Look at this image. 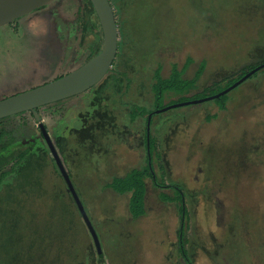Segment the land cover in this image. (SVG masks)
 Masks as SVG:
<instances>
[{
    "label": "rangeland",
    "instance_id": "rangeland-1",
    "mask_svg": "<svg viewBox=\"0 0 264 264\" xmlns=\"http://www.w3.org/2000/svg\"><path fill=\"white\" fill-rule=\"evenodd\" d=\"M119 3V68L125 74L88 104L85 92L41 108L40 122L54 136L104 264H186L179 248L177 201H163L162 194L149 190L146 214L132 219L127 194H116L106 184L148 163L144 129L149 114L134 120L131 114L139 108L154 111L149 87L158 66L166 77L173 64L180 68L191 58L184 74L191 78L204 60L193 91L198 93L244 66L263 63L264 0ZM90 22L96 19L82 0H54L0 27V100L84 64L93 41ZM228 97L224 110L209 100L151 117L149 134L165 170L158 181L179 184L185 193L184 249L192 264H264V68ZM0 133V144L45 146L38 122L28 113L1 119ZM49 159L44 186L33 193L43 197L39 202L24 198L19 221L2 217L12 193L0 204V264H98L89 230L70 196L61 194L66 184L53 174Z\"/></svg>",
    "mask_w": 264,
    "mask_h": 264
},
{
    "label": "trees",
    "instance_id": "trees-1",
    "mask_svg": "<svg viewBox=\"0 0 264 264\" xmlns=\"http://www.w3.org/2000/svg\"><path fill=\"white\" fill-rule=\"evenodd\" d=\"M54 1V0H53ZM84 5H87L91 9V13L96 19V23L90 22L92 29H88L89 32L93 35V41L89 45V48H91V53L88 54L86 57L85 62L89 61L92 57H94L100 50L101 48V42H102V34H101V28L99 25V22L97 20V17L94 13V10L91 6V3L89 0H82ZM111 5L114 7V13L115 16L121 12L120 8V3L119 0H109ZM47 6V5H45ZM45 6L37 9L41 10L45 8ZM79 15L81 11L83 10L82 7H79ZM36 11V10H35ZM34 12V11H33ZM31 12V13H33ZM29 13V14H31ZM82 16L78 17V22ZM20 19V18H19ZM19 19L9 23L12 24L14 22H17ZM118 28L121 27L122 22L118 24L116 21ZM98 30L99 32H96ZM131 33V32H129ZM122 56L121 52V40H118V51L116 58L112 64V68L107 72V74L104 76V78L97 83L95 86L90 88L86 93V103L91 100V97H93L95 94L99 91H101L103 88H105L106 85L108 84H114L115 80L120 77V74L124 75L125 72L120 71L119 68V58ZM264 57V56H263ZM263 57L258 58V60L262 59ZM192 62L191 58H187L184 65L182 67H178L176 64H173L171 67V71L168 76L162 77L160 74V66H158L155 71H154V76H153V81L150 84L149 90L153 98V104H154V111L156 109H161L163 107L175 104V103H181V102H187L195 99H200L204 98L210 95H214V93H218L222 91L223 89L229 87L232 85L235 81L240 79L245 73L249 72L250 70L254 69L261 63L257 65H247V68L245 70L244 66L241 68L240 72L235 74L232 77L225 78L221 81L214 82L212 84V87H206L204 88L201 92L194 93L193 91L197 87V82L200 79L201 75L203 74L206 63L204 60L199 61L197 69L194 73V75L191 78H184V74L186 72L187 67L189 64ZM264 63V61H262ZM249 66V67H248ZM263 69V68H262ZM261 70V69H260ZM256 73V72H255ZM254 73V74H255ZM253 75V74H252ZM251 75V76H252ZM62 77V76H61ZM60 78V77H59ZM128 86V85H126ZM236 88V87H235ZM232 91V90H231ZM202 93V94H199ZM84 93H80L78 95H75L77 98L81 96ZM73 96V97H75ZM72 98V97H70ZM70 98H67L65 100H68ZM228 93L220 96L219 98L213 99V101L217 104V108L219 110H224L225 105L228 101ZM62 100V101H65ZM62 101H58L56 103L50 104H58ZM91 102V101H90ZM88 104V103H87ZM49 106V105H47ZM189 106V105H187ZM45 107V106H44ZM135 107V106H134ZM181 107V106H180ZM40 108L34 109L35 112L39 114ZM154 111H149L145 112L144 109L139 108L135 109L132 114H131V120H134L138 117H145V114H152L151 117H153L155 114L159 113H154ZM28 113L32 118L33 116V111L29 112H24ZM23 116V115H22ZM21 116V117H22ZM215 116V115H214ZM24 118V117H22ZM21 118V119H22ZM26 118V117H25ZM40 118V115H39ZM3 120V119H2ZM40 120V119H39ZM38 120V121H39ZM146 120V119H145ZM37 121V120H36ZM37 121V122H38ZM145 121V126H146ZM151 123V120H150ZM150 133V130H149ZM1 134V133H0ZM146 135H147V130L144 129V137H145V148L147 150V143H146ZM54 137H50L52 144ZM0 142H1V135H0ZM45 146L43 148H40V145L37 146L35 149L33 148L34 146L30 143L28 147H22V146H12L10 140H5L3 143L0 144V204L5 197L6 194L9 192L11 194V203L8 204L6 208V212H2L3 216L5 219L9 220L12 222L19 221V218L21 216V212H17L18 209L23 210V205H21L24 200V198H27L28 200L33 199L34 202L39 200L43 197L42 192L41 194L36 193L34 195L33 193L34 189H38L41 187V185L44 184V176L46 171V167L50 165V163L47 161V157H49L50 162L53 164V174L58 178L62 179L64 181V178L61 175V171L56 165L55 159L53 158L50 149L48 148L46 141L44 142ZM156 139L149 134V144H148V149H149V154H150V163H149V158L148 163L146 164L144 169L138 170V169H133L127 173H125L124 176L122 177H115L112 179V181L108 182L106 184V187L108 189H111L114 193L119 194V195H124L128 194V213L132 217V219H136L145 213V196H146V191L148 188V182H150V185L155 186L157 189H160V195L161 199L163 201H177L179 207H178V214H179V219L181 221L180 227H179V248L182 256L185 259L186 264H192L190 258L187 256L186 251L184 249V228H185V218L187 215V210L185 207V193L183 191V186L179 184H174V183H169L166 184L165 182H159L158 178H162V176L165 174L164 166L163 164L159 163V154L156 152ZM58 152V151H57ZM154 152V153H153ZM147 153V151H146ZM60 159L61 156L58 153ZM148 157V153H147ZM158 162V168H159V173H155L154 171V162ZM58 172H55V170ZM64 168V167H63ZM69 176V174H68ZM70 180V179H69ZM65 182V181H64ZM66 184V182H65ZM44 186V185H43ZM73 187V186H72ZM162 188H167V190L170 191V193L165 194L166 192L162 191ZM174 190V195L171 193V190ZM64 191L70 198L73 200L78 213L79 209L78 206L76 205V202L74 200L73 195L71 194L67 184H66V189L61 191V194H64ZM75 191V190H74ZM76 193V192H75ZM77 195V194H76ZM81 203V202H80ZM2 203L1 205H3ZM24 204V203H23ZM0 205V206H1ZM82 205V204H81ZM28 208L29 213H34L33 215L31 214L30 217L31 219L33 217L36 218L35 210L32 208ZM50 214V213H49ZM14 215V216H13ZM81 215V214H80ZM52 217V215H51ZM50 217V219H51ZM82 218V216H81ZM21 219V218H20ZM83 219V218H82ZM86 225V224H85ZM14 228V227H13ZM88 229V228H87ZM90 233V232H89ZM91 236V234H90ZM92 238V236H91ZM93 241V238H92ZM94 242V241H93ZM95 245V244H94ZM100 247V246H99ZM96 248V246H95ZM100 252L96 248V254H97V263L98 264H104V259L103 255L101 253V249L99 248Z\"/></svg>",
    "mask_w": 264,
    "mask_h": 264
},
{
    "label": "water",
    "instance_id": "water-1",
    "mask_svg": "<svg viewBox=\"0 0 264 264\" xmlns=\"http://www.w3.org/2000/svg\"><path fill=\"white\" fill-rule=\"evenodd\" d=\"M52 1L53 0H0V27L5 26L19 18H22L29 13L49 4ZM89 1L101 28L102 45L100 51L89 61L82 64L71 73H68L41 86H37L35 88L0 100V120L20 113L33 111L34 119L38 121L40 119L39 114L35 112L34 109L44 107L86 92L97 83H99L107 74V72L112 68V64L117 55L119 40L118 25L116 23V16L113 6L111 5L109 0ZM262 68H264V63L245 73L232 85L214 95L187 102L175 103L161 109H156L154 113H161L171 108L199 104L205 101L219 98L220 96L229 93L239 84L244 82L248 77ZM151 116L152 114H149L147 119L146 143L148 158L150 157L148 144ZM38 127L42 133V136L44 137V140L46 141L48 148L51 151L53 158L55 159L57 167L61 171V175L64 178V181L66 182L71 194L74 197L83 221L85 222L93 238L94 244L97 250L100 252L99 242L95 235L94 229L91 226L88 217L86 216V213L74 191V188L72 187L68 173H66L65 169L63 168L58 152L52 144L50 136L45 130L44 124L39 122Z\"/></svg>",
    "mask_w": 264,
    "mask_h": 264
},
{
    "label": "crops",
    "instance_id": "crops-1",
    "mask_svg": "<svg viewBox=\"0 0 264 264\" xmlns=\"http://www.w3.org/2000/svg\"><path fill=\"white\" fill-rule=\"evenodd\" d=\"M22 118V117H21ZM152 186V185H151ZM150 186V187H151ZM149 190H151V191H156L157 193L156 194H160V191H157L158 189L155 187V186H153V188L152 189H149V188H147V191H146V196H145V207H146V198L148 197V192H149ZM125 195V194H124ZM128 194H127V200H128ZM159 198V197H158ZM178 209V208H177ZM178 211V210H177ZM146 214V211H145V213H144V215ZM179 215V214H178ZM143 216V215H142ZM141 217V216H140Z\"/></svg>",
    "mask_w": 264,
    "mask_h": 264
},
{
    "label": "flooded vegetation",
    "instance_id": "flooded-vegetation-1",
    "mask_svg": "<svg viewBox=\"0 0 264 264\" xmlns=\"http://www.w3.org/2000/svg\"><path fill=\"white\" fill-rule=\"evenodd\" d=\"M49 5V4H48ZM47 5V6H48ZM91 33V32H90ZM92 35V34H91ZM92 38H93V35H92ZM100 51V50H99ZM88 91V90H87ZM86 91V92H87ZM83 93H85V92H83ZM39 122H40V120L38 121V124H39ZM41 123V122H40ZM44 127H45V130H46V132L48 133V135L51 137V135L49 134V131H47V127L44 125ZM38 132H39V134L41 135V137H42V139L44 140V138H43V136H42V133H41V131H40V129H39V127H38ZM54 137V136H53ZM56 149V148H55Z\"/></svg>",
    "mask_w": 264,
    "mask_h": 264
}]
</instances>
